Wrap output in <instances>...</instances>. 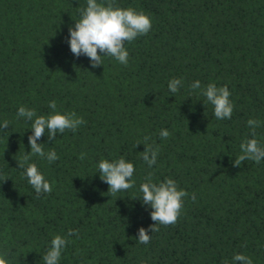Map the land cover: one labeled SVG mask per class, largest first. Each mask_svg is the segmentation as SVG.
<instances>
[{"label": "trees", "instance_id": "obj_1", "mask_svg": "<svg viewBox=\"0 0 264 264\" xmlns=\"http://www.w3.org/2000/svg\"><path fill=\"white\" fill-rule=\"evenodd\" d=\"M115 4L142 10L152 28L126 43L127 66L104 57L92 68L68 43L86 0H0V124L9 122L0 134V252L10 264H43L60 235L69 243L59 264H234L235 254L264 264V160L234 165L246 139L264 146V0ZM173 78L183 81L177 93L168 88ZM197 80L201 89L227 85L231 119L215 118L201 89L190 87ZM53 100L57 112L86 123L37 141L59 157L29 161L54 182L37 198L18 165L31 152V122L17 111L48 116ZM249 119L260 121L255 137ZM146 136L160 148L151 168L140 155ZM121 156L135 167V186L110 195L98 164ZM149 173L155 183L175 180L189 196L178 221L149 232L145 245L138 230L155 223L141 201ZM70 229L79 236L68 237Z\"/></svg>", "mask_w": 264, "mask_h": 264}, {"label": "clouds", "instance_id": "obj_2", "mask_svg": "<svg viewBox=\"0 0 264 264\" xmlns=\"http://www.w3.org/2000/svg\"><path fill=\"white\" fill-rule=\"evenodd\" d=\"M86 7H79L80 19L75 21L74 27L69 28L71 52L79 58L86 56L91 61L92 68H98L103 65L104 57H113L119 63L127 66L129 61V51L126 43H130L140 36L147 35L152 28V20L145 12L137 11L132 7L121 8L116 6L115 0H86ZM49 43V42H48ZM47 43V44H48ZM183 86L182 79L173 78L168 83L171 93H177ZM192 90L201 89V82L194 81L190 85ZM201 94L206 97V101L214 106V116L216 119H231L234 110V104L230 100L231 93L227 85L217 87L210 83L206 88L201 89ZM54 114L48 116H37L35 109H28L25 106L19 107L17 111L18 118H24L31 122L33 135L28 137L31 147L30 154H25L23 160L18 161L19 168L22 169V175L28 180V183L34 188L37 198L41 194H51L53 183L49 182L43 173H41L35 163H29L32 156L46 158L49 163L59 159L56 151H44L43 144H38L46 133L49 142L56 139L57 133L63 134L66 130L75 132L79 126L86 123L82 117H77L75 112L61 114L56 111V102L50 101L48 105ZM247 125L252 129L251 135L256 136V128L260 126V121L249 119ZM9 128V122L4 121L0 124V134L4 129ZM162 139H167L171 133L162 129L159 133ZM150 137H144L145 151L140 153L141 158L147 163L149 168L157 162L159 155V146L149 144ZM140 145L137 143L136 147ZM242 155L235 161L234 165L240 167L245 160H252L259 164L264 160V146L255 139H246L241 145ZM86 154L81 153L80 159L83 160ZM100 178L109 185L107 194L115 195L118 192L126 191L135 186V180L132 179L135 167L133 163L127 162L123 156L118 160L109 161L101 159L98 164ZM152 173L145 177V182L140 185L142 203L149 205L152 209L150 215L154 225L148 229L141 227L138 230V242L148 244L151 237L148 233L158 232L159 225H174L181 215L185 198L189 193L179 188L177 182L171 178L165 181L155 183L152 180ZM7 181V180H6ZM191 199L196 200L195 193L191 194ZM79 236V231L70 229L67 236ZM69 240L67 237L56 235L50 243V246L43 255V264H59L63 250L66 248ZM7 252H0V264H10L7 259ZM233 262L239 264H253V260L243 254H235Z\"/></svg>", "mask_w": 264, "mask_h": 264}]
</instances>
